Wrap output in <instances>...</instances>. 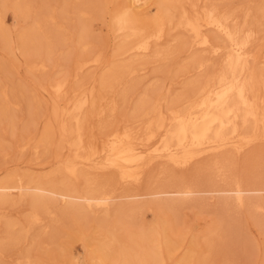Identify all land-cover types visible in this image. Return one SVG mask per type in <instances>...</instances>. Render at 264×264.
<instances>
[{
	"label": "rangeland",
	"instance_id": "rangeland-1",
	"mask_svg": "<svg viewBox=\"0 0 264 264\" xmlns=\"http://www.w3.org/2000/svg\"><path fill=\"white\" fill-rule=\"evenodd\" d=\"M124 2L0 0V182L42 180L57 189L80 193L94 186L111 187L118 198L107 211L49 200L45 209L37 211L41 221L29 225L33 197L13 193L0 207V264H117L116 253L104 256L100 252L103 239L116 236L124 240L127 233L137 236L144 232L153 237L158 264H264V208L253 207H264V192L245 194L242 206L233 194L224 192H200L184 200L169 193L149 195L178 185L206 191L222 187L227 177L259 188L264 185V140L253 141L239 152L224 147L202 154L186 167L156 161L135 186L119 184L113 173L96 175L83 166L78 170L84 176L76 178L62 170L63 162L73 156L77 124L69 121V132L61 137L59 125L52 123V102L59 101L64 109L82 88H93L96 104L81 112L80 122L83 145L98 150L112 130L146 137L147 122L157 116L139 109L144 102L157 103L163 110L176 109L178 103L177 110H182L184 97L191 95L193 87L207 80L210 72L215 76L221 71L223 57L188 45L189 38L176 28L148 55H121L122 37L110 27V14ZM146 2L147 19L160 13L157 0ZM183 4L190 15L204 8L229 14L230 26L235 24L249 39L248 51L255 56L251 68L264 75V0H184ZM205 33L224 46L214 31ZM92 58H99L98 63L82 72L74 70L77 63ZM198 59L203 60L202 68L195 66ZM40 64L45 68L40 70ZM123 68L134 72L129 74ZM102 77L110 80L105 87L99 85ZM59 82L67 85L66 98L53 100L42 92H51ZM49 125L52 129L46 132ZM248 126L239 123L240 138ZM134 193L140 196L127 198ZM133 206L140 208L131 217L125 212Z\"/></svg>",
	"mask_w": 264,
	"mask_h": 264
},
{
	"label": "bare ground",
	"instance_id": "bare-ground-1",
	"mask_svg": "<svg viewBox=\"0 0 264 264\" xmlns=\"http://www.w3.org/2000/svg\"><path fill=\"white\" fill-rule=\"evenodd\" d=\"M183 1L157 0V4L159 3L161 6V9L159 7L160 13L151 19H147L148 14L146 11L148 6L146 0H126L124 2L125 5L115 11L112 10L110 27L117 33V37H122V44L119 48L120 54L148 55L152 48L164 39L167 32L176 28L189 38L188 45H195L197 48L208 50L207 52L214 56L223 57L221 71L217 75L214 73L215 76H212L213 74L210 72L208 74L210 77L212 76L211 78H208L207 74V80L203 83L199 81L200 83L197 86L195 85V88L193 87L194 90H191V95L184 97V99L186 98L185 107L182 110H177L178 103L174 104L176 109L169 107L163 110L157 103L148 105L144 102L139 106V109L155 113L157 116L156 120L147 122L144 131L146 137L141 138L142 136L140 137L137 133L112 130L106 134L100 148H97L98 150H94L90 146L85 148L83 145V126L80 122L83 110L92 109L96 104L97 97L93 93V88L90 90L82 88L64 109L61 108L59 101L52 102V123L59 125L61 137H64L69 132L67 128L68 125L71 127L70 123L67 124L69 121H74L77 124L75 130L77 142L71 148L73 156L62 164V170L71 177L82 176L83 174L80 175L78 169L79 166H83L96 175L104 172L113 173L119 184L135 186L140 183L149 164L156 161L176 166L177 168L196 161L195 159L202 154L205 155L224 147H231L235 152H239L242 147L253 141L264 140V75L261 72H255L254 68H251L253 67L251 64L255 63L253 58L255 56L248 51V37H243L241 31L236 29L235 24H233L235 28L233 25L232 27L230 26L232 17L229 14H221L214 8H204L190 15L185 9ZM27 9L29 10V8ZM49 19L52 20L53 17L51 16ZM45 20H47V17ZM205 30L214 31L216 37L221 39L224 46L215 44L212 38L205 33ZM114 32L113 34H115ZM219 44L222 45V43ZM262 57L264 61V55ZM98 61L99 58L83 60L77 63L74 70L82 72L89 66L97 64ZM194 61L192 64L195 63ZM196 63L198 62L196 61ZM202 63L195 64V66L202 68ZM37 67L41 70L45 68V65L40 64ZM123 71L129 74L134 72V70L128 68H123ZM109 82L108 78L102 77L99 85L100 87H105ZM66 86L65 82H59L52 87L51 92L48 89H44L42 92L51 95L53 100L64 99L68 94ZM190 88L187 89L188 93L186 92L185 95L189 94ZM183 105L182 102L180 109ZM239 123H242V125L249 124L248 128L246 127L245 136L241 138L238 133ZM51 129V125H49L46 128V132L48 130L51 131ZM71 134H74V132ZM85 151L86 153L81 155L80 152ZM225 179L228 180H224V183H226L222 187L217 186L216 188L215 186V189L206 191L197 190L192 185H178L166 190L163 188L151 193L148 191V193L149 195L169 193L184 200L200 192H224L233 194L238 205L242 206L245 194L255 191L264 192V185L258 188L254 185H242L230 177ZM96 187L94 186V188L80 193L66 188L57 189L51 184L43 183L42 180L41 182L26 184L0 182V207L8 202V198L13 193L17 195L30 194L33 197V213L30 217L28 216L29 225L35 224L40 220L37 211L45 209L49 200L68 204V206L79 205L87 209L102 208L107 211L113 200L118 199L114 196V192L111 191V189H114L111 187H109L111 189ZM168 189L171 190L168 191ZM139 196V194L134 193L127 195V198ZM246 204L248 205V203ZM133 207L130 209L127 207V211L131 213L125 212L126 214L129 213L131 217L137 211L135 209L140 208V206L138 208ZM253 207L258 211L264 208L261 205ZM12 227V224H10L9 229H12ZM103 240L105 241H102L99 246L100 252L104 256L112 252L116 253L117 264L159 263V255L152 243L153 237L150 234L147 235V232L137 236L127 233L124 235V240H120L116 236L104 238Z\"/></svg>",
	"mask_w": 264,
	"mask_h": 264
}]
</instances>
